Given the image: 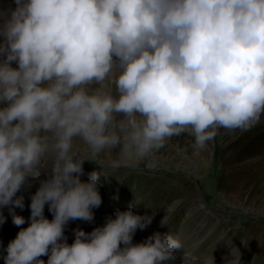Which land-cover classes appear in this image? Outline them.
Here are the masks:
<instances>
[{
  "label": "clouds",
  "instance_id": "1",
  "mask_svg": "<svg viewBox=\"0 0 264 264\" xmlns=\"http://www.w3.org/2000/svg\"><path fill=\"white\" fill-rule=\"evenodd\" d=\"M0 24V207L24 208L27 178H47L31 197V223L7 245L5 264H165L184 247L153 233L151 217L117 210L91 233L102 204L100 154L138 161L188 132L203 147L220 128L248 130L264 117V0H15ZM3 16V13H0ZM17 62L13 68L11 62ZM79 139L101 166L87 181ZM48 205L53 219L44 216ZM179 201L165 206L168 221ZM12 222L25 219L10 207ZM6 218L0 213V224ZM123 245V247H121ZM229 264H240V254ZM183 264H214L184 252Z\"/></svg>",
  "mask_w": 264,
  "mask_h": 264
},
{
  "label": "rangeland",
  "instance_id": "2",
  "mask_svg": "<svg viewBox=\"0 0 264 264\" xmlns=\"http://www.w3.org/2000/svg\"><path fill=\"white\" fill-rule=\"evenodd\" d=\"M15 6V0H0V13H3L0 24L5 18H10ZM3 40L4 37L0 36V42ZM5 58L0 56V63ZM11 66L17 68L18 64L13 61ZM0 105L6 106L3 103ZM262 122L264 117L259 123ZM235 130L238 136L243 134H238L241 129ZM261 130L259 138L264 140V128ZM232 132L235 131L218 129L215 138L203 147L197 146L193 136L185 132L168 139L162 148L138 161L124 159L119 149L105 150L100 154V159L105 164L103 170L106 175L101 174L97 181L102 204L92 209V222L77 219L65 225L66 242L69 245L74 242L75 230L91 233L95 228L103 227L109 217L115 219L117 210L125 211L131 207L135 214L151 217L150 224L143 230L137 229L133 244L144 242L155 232L175 235L183 242L184 247L173 251L175 260L165 264H183L184 252L191 253L199 261L205 258L211 260L213 256L214 264H229L234 259L231 251L235 253L236 249L240 254V264H264V176L260 179L259 187L262 190L255 200L256 186L241 188L237 192L234 180L225 176L229 171L227 161L231 156L232 143L229 144V141L237 136H232ZM73 150L89 158V150L79 139L74 140ZM93 171L101 172V166L91 159L90 162L85 161L80 179L87 181ZM32 182L31 177L27 178L19 191L24 193L30 189ZM39 186L26 197L23 209L0 207V213L6 218L5 223L0 224V264H5L8 243L31 223V197ZM16 197L19 196L13 199ZM176 201L179 204L168 224L161 225V220L167 214L165 206ZM10 207L14 208L16 215L25 219L23 225L13 224ZM44 216L53 219L47 204ZM47 257L41 256L39 259L47 264Z\"/></svg>",
  "mask_w": 264,
  "mask_h": 264
},
{
  "label": "bare ground",
  "instance_id": "3",
  "mask_svg": "<svg viewBox=\"0 0 264 264\" xmlns=\"http://www.w3.org/2000/svg\"><path fill=\"white\" fill-rule=\"evenodd\" d=\"M15 5H16V3H15ZM15 8H16V6H15ZM7 11H6V13H7ZM5 17H7V15ZM5 19H7V18H5ZM0 107L2 108L5 106L0 105ZM263 128H264V122L256 124L255 127L250 129L249 131L240 130L238 132V134L239 133H243V134L239 135V136L237 135V131L234 130L235 132H232L231 135L233 136L235 134L237 136H236V138H233L231 136L232 139L229 141V144L232 143L231 144V152H230L231 156H229L230 158L227 161V166L229 165L228 166L229 171H228V174H225V176L234 180V184L237 188V192L241 188L256 186V192H255V195L253 196L254 200L259 195L258 192H261V190H262V187H259V186L261 184L260 179H262V177L264 176L263 175L264 174V143H258L260 141H264V140H261L259 138L261 136L260 134H262L261 129H263ZM241 137H242V139H241ZM240 144H242V146H239ZM45 178H47V175L42 173V175L39 177V179L33 180L32 186H30L31 187L30 189H26L24 193L21 191H18L16 193V195L17 196H23L24 202H25L26 197H28L31 194V192L33 191V189L40 184V181L44 180ZM221 182H223V180H221ZM181 187H182V185H181ZM259 200H261V198H259ZM190 208H191V206H190ZM18 209H19V207H17V210ZM78 228H79V226H78ZM68 233L69 232H67V234ZM67 238H69V237H67ZM46 259H48V257Z\"/></svg>",
  "mask_w": 264,
  "mask_h": 264
}]
</instances>
